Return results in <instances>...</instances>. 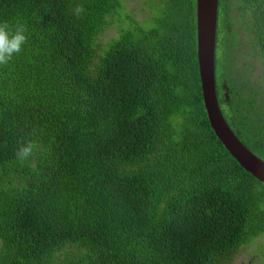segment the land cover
Listing matches in <instances>:
<instances>
[{
  "label": "trees",
  "instance_id": "1",
  "mask_svg": "<svg viewBox=\"0 0 264 264\" xmlns=\"http://www.w3.org/2000/svg\"><path fill=\"white\" fill-rule=\"evenodd\" d=\"M135 1L0 0L28 29L0 66V264H230L264 235V183L204 106L197 0H151L143 21ZM215 69L225 119L264 161V0H219ZM21 138L39 145L24 164Z\"/></svg>",
  "mask_w": 264,
  "mask_h": 264
},
{
  "label": "water",
  "instance_id": "2",
  "mask_svg": "<svg viewBox=\"0 0 264 264\" xmlns=\"http://www.w3.org/2000/svg\"><path fill=\"white\" fill-rule=\"evenodd\" d=\"M197 50L202 96L210 125L229 154L247 172L264 183V161L251 151L225 119L216 85V38L219 0H197Z\"/></svg>",
  "mask_w": 264,
  "mask_h": 264
},
{
  "label": "clouds",
  "instance_id": "3",
  "mask_svg": "<svg viewBox=\"0 0 264 264\" xmlns=\"http://www.w3.org/2000/svg\"><path fill=\"white\" fill-rule=\"evenodd\" d=\"M75 11L79 15L84 11V8L80 5ZM27 32V26L23 23L17 22L13 28L8 21H0V66L9 65L15 56L23 52L28 41ZM38 148L36 140L21 138L15 150V158L20 164H24L33 157ZM259 207L264 210V203Z\"/></svg>",
  "mask_w": 264,
  "mask_h": 264
},
{
  "label": "rangeland",
  "instance_id": "4",
  "mask_svg": "<svg viewBox=\"0 0 264 264\" xmlns=\"http://www.w3.org/2000/svg\"><path fill=\"white\" fill-rule=\"evenodd\" d=\"M145 5L147 8L144 9V6L142 7L141 2L139 0H136L132 5L129 4L131 8L135 9L134 15L138 20H144L146 17L150 16V13L152 15H156L155 9V3L151 0H144ZM149 11H148V10ZM150 12V13H149ZM150 19V18H148ZM148 21V20H147ZM146 22V20H145ZM149 24V23H147ZM119 32L112 28L109 32L105 34V36L102 38V42H106L109 37H115ZM238 63L239 70L236 69L235 71H239L241 73H244V67L248 69H252L253 64L245 57V54H242L239 56V59L234 63V65ZM242 70V71H241ZM246 74V71H245ZM258 76H260L261 72L257 73ZM258 76H254L252 79V82L254 85H261L264 86L263 83H261V78ZM263 92V90H261ZM264 94V92H263ZM261 99H264V96L261 97ZM230 264H264V235L256 240L255 242L245 246L237 255L235 260L231 262Z\"/></svg>",
  "mask_w": 264,
  "mask_h": 264
}]
</instances>
